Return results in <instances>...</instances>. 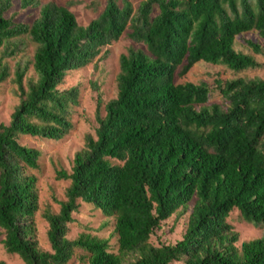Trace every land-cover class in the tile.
<instances>
[{
	"label": "trees",
	"instance_id": "trees-1",
	"mask_svg": "<svg viewBox=\"0 0 264 264\" xmlns=\"http://www.w3.org/2000/svg\"><path fill=\"white\" fill-rule=\"evenodd\" d=\"M18 1L21 10H39L32 23H16L5 16L14 0H0V85L11 81L19 99L9 123H0L6 253L24 264H67L75 249L87 254L88 264H264V237L238 248V235L227 223L237 210L246 222L264 227V79L215 81L225 107L207 106L208 84L177 83L199 62L234 73L261 67L234 44L254 32L264 42V0H144L136 11L128 0H105L86 26L67 6ZM127 28L140 47L120 56L117 96L104 105V116L96 113L95 137L86 136L70 173L56 172L69 186L58 212L42 214L50 247L43 251L36 239L39 193L32 173L41 153L19 139L58 141L71 131L68 110L78 89L59 86L68 73L99 59ZM23 39L34 45L29 63L35 78L25 79L27 65L11 69ZM245 42L261 53L258 44ZM194 199L182 239L151 245L161 222ZM79 202L114 219L116 252L107 240L67 238Z\"/></svg>",
	"mask_w": 264,
	"mask_h": 264
},
{
	"label": "rangeland",
	"instance_id": "rangeland-1",
	"mask_svg": "<svg viewBox=\"0 0 264 264\" xmlns=\"http://www.w3.org/2000/svg\"><path fill=\"white\" fill-rule=\"evenodd\" d=\"M41 5L54 3L59 6H67L74 14L79 26H86L91 20L103 11L105 0H38ZM132 4L134 11L144 0H128ZM38 8H28L21 10L18 0H14L12 8L5 14L7 18L14 17L16 23H32L38 16ZM130 29L124 32L121 38L109 46L105 47L99 59L93 61L88 67L79 71L68 73L59 89H78L76 104L69 108V120L72 124L71 131L61 140H45L31 137H21L19 143L38 150L41 153L39 169L32 173L37 175L39 193V211L35 217L36 239L43 251L50 252L47 241V224L42 218L45 210L58 212L57 201H65V192L69 186L68 181L58 180L56 172L59 170L71 171L74 155L84 148L86 136L95 137L97 127L95 116L99 111L104 116V105L115 99L117 96L116 78L119 73V58L126 54L130 48L138 49L140 45L129 38ZM251 40L258 44L261 49L260 54L254 53L245 41ZM22 51L14 60H9L11 69H15L16 64L21 63L28 66L25 79L35 78V73L30 65L34 53V45L28 39L20 42ZM235 51L244 55H249L255 59L261 67L248 69L239 73H234L222 65H213L199 62L194 65L188 74L182 79H178V84L184 83H206L211 88L210 98L207 106L219 104L226 106V101L219 95L215 81H231L238 78L264 79V42L254 32L239 36L235 40ZM95 65V66H94ZM12 76V75H11ZM12 78V77H11ZM10 78V79H11ZM98 87V88H96ZM100 95L102 104L97 107V97ZM19 99L16 95V88L11 81L0 85V123L8 124L10 116L18 105ZM195 199L190 202L186 210H178L168 220L161 222L150 236L149 243L155 247L161 245H174L180 241L185 233L191 207ZM79 209L72 214V223L68 226L67 238L75 240L79 236L85 235L107 240L111 251L116 252V236L114 235L115 221L113 218L103 217L92 205L79 202ZM227 223L232 226L233 232L238 235L236 247H240L243 242H248L264 237V227H255L246 222L237 210H233L227 219ZM4 232L0 229V261L5 264H24L17 255L6 253L2 240ZM67 264H88L87 254L75 249L70 261Z\"/></svg>",
	"mask_w": 264,
	"mask_h": 264
}]
</instances>
